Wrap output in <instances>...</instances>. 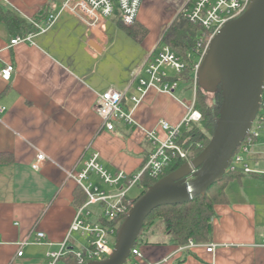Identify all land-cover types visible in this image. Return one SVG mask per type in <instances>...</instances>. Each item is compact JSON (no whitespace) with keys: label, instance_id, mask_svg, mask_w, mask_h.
I'll return each mask as SVG.
<instances>
[{"label":"crops","instance_id":"obj_1","mask_svg":"<svg viewBox=\"0 0 264 264\" xmlns=\"http://www.w3.org/2000/svg\"><path fill=\"white\" fill-rule=\"evenodd\" d=\"M63 1L0 0V6L28 21L46 4L56 16L45 32L14 46H10L14 35L0 22V68L14 67L8 82L0 78V107L4 108L0 155L9 157L0 162V264H43L46 253L57 251L65 238L69 249L85 248L87 243L75 233L68 235L79 209L74 206L78 187L74 177L84 162L97 153L104 171L131 178L154 148L146 132L154 131L164 140L159 122L178 126L194 100L192 90L191 98L186 97L187 87L176 94L179 84L173 95L149 89L138 104L131 102L132 96H139L131 73L140 72L153 57L191 0H144L136 22L147 30L141 41L121 30L117 11L91 24L63 10ZM111 38L124 43L114 44ZM111 54L117 56V69L111 67ZM109 88L124 94L122 106L131 112L134 124L115 123L113 131L103 129L94 105ZM39 153L44 160L34 169ZM244 165L248 173L242 171ZM237 169L242 175L228 183V202L214 207L207 243L180 249L167 243V237L154 241L151 227L139 247L144 260L151 264H264V128ZM89 182L110 195L126 185L121 181L108 186L92 173ZM36 232L44 234L40 244L33 243ZM24 239L29 244L17 257L18 243ZM209 244L214 245L213 253L206 252Z\"/></svg>","mask_w":264,"mask_h":264},{"label":"built area","instance_id":"obj_2","mask_svg":"<svg viewBox=\"0 0 264 264\" xmlns=\"http://www.w3.org/2000/svg\"><path fill=\"white\" fill-rule=\"evenodd\" d=\"M144 0H64L62 9L68 10L79 20L96 24L103 19H107L118 12L123 26L131 27L137 22L138 14ZM250 0H191L187 7L183 10L181 17L198 26L199 34L195 40L192 53L188 54V58L194 60L191 86L195 93L197 86L196 71L200 61L206 53L207 47L211 39L228 21L237 19L246 10ZM117 8V9H116ZM56 16L49 15L44 25L34 24L36 31L26 35H16L10 40V46L19 43L31 42L36 33H43L55 21ZM206 39V41H205ZM196 61V62H195ZM185 68L184 60L177 56L168 46L160 44L155 49L153 57H151L141 68L140 72L131 73L132 80L137 82L136 91L139 96H132L131 102L136 105L140 102L142 96L149 89H155L158 92L173 95L178 88V82H170L168 78L173 74H180ZM14 71L11 64H6L0 68V78L8 82ZM124 94L109 88L105 92L97 96L94 111L100 118L102 127L106 131H113L115 123L134 124L131 112L126 111L122 106ZM194 100L188 109L187 115L178 126H170L165 121L159 122L160 129L165 133V139L159 140L154 131L146 132L145 136L154 146L153 150L148 154L142 168L131 178L119 172L110 175L102 169L98 163V154L93 153L83 164V169L78 173L74 180L83 190L86 196V202L79 208L69 226L68 235L71 233H79L80 236L87 237V245L83 249L73 250L67 246V238L59 244V249L55 252L46 253V261L43 264H57L59 259L66 254H72L77 264H85L94 260H101L107 257L111 252L112 241L116 236L115 229L106 228L99 223L91 220L92 206L102 205V217L112 220L127 213L130 200L126 198V193L132 185L138 183L142 174L146 173L152 178H159L162 174L164 164L171 158L178 156L179 158L189 162L187 154L182 151L175 143L181 127L187 126L190 122H198L201 118L200 113L193 108ZM4 112V108L0 107V115ZM264 128V84L262 87L261 102L258 112L252 122L251 128L246 135L244 141L235 150L232 155L228 169L236 170L237 165L242 163L243 155L248 154L251 147L255 144V140ZM238 152L236 153V151ZM44 160L43 154L36 156V161L32 165L34 169H38L39 163ZM243 172L248 173L246 165L243 166ZM96 174L101 181L108 186H116L121 181H126V185L121 187L114 195L100 191L91 182L89 175ZM211 223V220H210ZM67 235V236H68ZM44 239L42 232L35 233L34 244H40ZM29 243L27 240H21L18 243V251L16 256L21 257L23 248ZM264 246V241L262 244ZM196 246L193 242L180 249L192 248ZM214 245H207L206 252L213 253ZM123 264H151L144 260L139 247L132 248L129 257Z\"/></svg>","mask_w":264,"mask_h":264},{"label":"water","instance_id":"obj_3","mask_svg":"<svg viewBox=\"0 0 264 264\" xmlns=\"http://www.w3.org/2000/svg\"><path fill=\"white\" fill-rule=\"evenodd\" d=\"M197 85L221 94L219 117L204 150L150 186L127 212L104 259L85 264H123L146 217L157 207L182 204L220 181L258 112L264 84V0H250L245 12L226 22L208 44Z\"/></svg>","mask_w":264,"mask_h":264},{"label":"trees","instance_id":"obj_4","mask_svg":"<svg viewBox=\"0 0 264 264\" xmlns=\"http://www.w3.org/2000/svg\"><path fill=\"white\" fill-rule=\"evenodd\" d=\"M51 13L50 4H46L40 7L33 18L28 21L12 10L4 9L0 6V22L4 23L8 31L14 36L26 35L34 33L36 31L34 24L40 25L45 23ZM118 19L121 30L131 39L141 41L146 36L147 30L138 26L136 22L131 27H125L122 25L119 15ZM199 31L200 28L198 26L181 17L171 25L161 40L163 45L168 46L185 62L184 70L180 74L171 75L168 80L170 82H178L180 85L186 86L190 91L192 90L191 80L194 60L188 58V54L193 51ZM207 95L209 94L203 92L198 85L196 86L193 108L200 113L201 118L198 122H190L187 126L181 127L180 133L175 140L176 145L187 154L188 160L198 156L208 145L219 117L222 101L220 91L218 90L216 93L210 94L214 97L212 104L208 103ZM5 160H9V157L3 159L0 155V162ZM185 162V160L178 156L171 158L164 164L161 176L156 179L148 176L146 173L142 174L137 183L141 191L137 197L130 200L127 212L145 194L150 186L178 169ZM241 175L242 172L238 169H228L222 179L209 187L204 195H197L190 201L182 204L163 205L152 210L144 220L134 248L143 244L145 231L153 227L158 221L163 224L164 233L169 244L182 247L187 245L188 242L195 244L207 243L211 233L210 220L215 215L214 207L215 205L226 204L228 202L225 189L229 182L239 179ZM74 199V206L77 209L86 202V196L79 186L75 190ZM101 211L102 205L93 206L91 209V220L106 228L115 229L117 235L118 229L127 213L112 220H107L102 217ZM114 243L115 238L112 241L111 250ZM59 261L62 264H77L75 257L70 253L61 257Z\"/></svg>","mask_w":264,"mask_h":264},{"label":"rangeland","instance_id":"obj_5","mask_svg":"<svg viewBox=\"0 0 264 264\" xmlns=\"http://www.w3.org/2000/svg\"><path fill=\"white\" fill-rule=\"evenodd\" d=\"M113 1V3H114V0H112ZM117 9V8H116ZM110 31V30H109ZM111 32V35H112V31H110ZM112 40H114V44H122V43H124V41H122L121 39H114V38H111V42H112ZM121 51H123V52H127V53H129V50H126V49H121ZM112 52H114L113 54H115V53H117L118 51L117 50H112ZM113 54H111L110 55V63H111V67L112 68H114V69H117L118 68V66H117V61H118V59H117V56L116 57H113L112 55ZM120 57H122V55L120 56ZM186 88V86H183V85H180L179 86V88L177 89V91H176V94L177 95H179L180 94V91L183 89H185ZM187 94H186V97H188V99H190L191 98V93H192V91L190 92H186ZM207 97V100H208V103L209 104H212V100L214 99V97H213V95H207L206 96ZM109 188V187H108ZM139 193V188H138V185L137 184H135V185H132L131 187H130V189L128 190V192H127V198L128 199H133L134 197H136V195ZM152 231H154V233H155V236L152 238L154 241H160V240H164L165 238H166V235H165V233H164V228H163V224L161 223V222H157L153 227H152V229H151ZM146 232L147 231H145V233H144V235L146 234ZM75 236H77L80 240H82L83 241V243L84 244H86L87 243V237L85 236V237H81L80 236V234L79 233H75L74 234ZM151 239V240H152ZM142 245H139V247H141ZM106 258V257H105ZM57 264H62V262L61 261H59Z\"/></svg>","mask_w":264,"mask_h":264}]
</instances>
